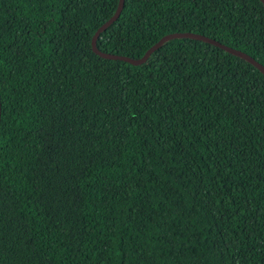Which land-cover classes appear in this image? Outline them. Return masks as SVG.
I'll return each mask as SVG.
<instances>
[{
  "label": "trees",
  "instance_id": "1",
  "mask_svg": "<svg viewBox=\"0 0 264 264\" xmlns=\"http://www.w3.org/2000/svg\"><path fill=\"white\" fill-rule=\"evenodd\" d=\"M118 0H0V264H264V76L174 38L90 48ZM188 32L264 68L259 0H124L96 39Z\"/></svg>",
  "mask_w": 264,
  "mask_h": 264
},
{
  "label": "water",
  "instance_id": "2",
  "mask_svg": "<svg viewBox=\"0 0 264 264\" xmlns=\"http://www.w3.org/2000/svg\"><path fill=\"white\" fill-rule=\"evenodd\" d=\"M263 7H264V0H259ZM123 2L124 0H118L117 2V6L115 8L114 13L112 14V16L105 21L103 24H101L96 31L94 32V34L92 35L91 39H90V48L91 51L97 55L100 58L103 59H108V60H119V61H123L126 63H129L131 65H140L142 64L147 58L148 56L154 51L156 50L158 47H160V45L170 39H174V38H189V39H194V40H198V41H202L205 42L207 44L216 46L224 51H226L229 54L235 55L245 61H247L248 63H250L251 65H253L255 68L258 69V71L261 72V74L264 76V68L259 65L258 63H256L252 58H250L249 56H247L246 54L239 52L237 50H233L229 47H226L224 45H221L220 43L211 40L207 37H204L202 35H197V34H193V33H188V32H182V33H173V34H168L165 35L163 37H161L155 44H153L150 48H148L144 54L138 58V59H129L127 57L124 56H120V55H112V54H108V53H102L100 51L97 50L95 44H96V39L98 37V35L107 27L109 26L113 21H115V19L118 17L122 6H123Z\"/></svg>",
  "mask_w": 264,
  "mask_h": 264
}]
</instances>
